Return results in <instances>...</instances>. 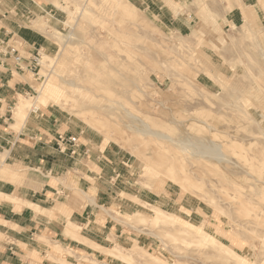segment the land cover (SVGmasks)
Here are the masks:
<instances>
[{
    "label": "rangeland",
    "instance_id": "rangeland-1",
    "mask_svg": "<svg viewBox=\"0 0 264 264\" xmlns=\"http://www.w3.org/2000/svg\"><path fill=\"white\" fill-rule=\"evenodd\" d=\"M1 25L24 55H42L23 75L14 127L56 122L89 151L50 174L59 193L46 214L63 238L43 259L264 264V0H1ZM110 71L124 84L101 93L91 79ZM95 97L105 109L85 110ZM181 136L219 142L227 156L188 153L172 141Z\"/></svg>",
    "mask_w": 264,
    "mask_h": 264
},
{
    "label": "crops",
    "instance_id": "crops-1",
    "mask_svg": "<svg viewBox=\"0 0 264 264\" xmlns=\"http://www.w3.org/2000/svg\"><path fill=\"white\" fill-rule=\"evenodd\" d=\"M10 34L11 29L1 25L0 0V38ZM10 68L0 64V264H60L42 258L63 238L59 221L49 219L44 212L49 211L46 203L59 193L50 174L64 175L81 159L74 157L72 161L74 154L58 147V135H69V130H61L56 122L39 125L32 133L14 127L17 94L28 84L23 80L27 72H16L15 68L10 72ZM83 148L80 143L77 153ZM59 186L62 192L66 190Z\"/></svg>",
    "mask_w": 264,
    "mask_h": 264
},
{
    "label": "bare ground",
    "instance_id": "bare-ground-1",
    "mask_svg": "<svg viewBox=\"0 0 264 264\" xmlns=\"http://www.w3.org/2000/svg\"><path fill=\"white\" fill-rule=\"evenodd\" d=\"M240 3V2H239ZM125 9H126V7H125ZM131 10V9H130ZM123 11V10H122ZM128 12V11H127ZM242 13V12H241ZM244 13V12H243ZM249 13V12H248ZM126 14V13H125ZM248 15V14H247ZM249 15H250V13H249ZM248 15V18L250 17ZM137 16H138V14H137ZM138 18V17H137ZM122 19V18H121ZM247 20V19H246ZM249 21V20H248ZM199 23V22H198ZM250 23V22H249ZM204 25V24H203ZM252 25V24H251ZM198 26H199V24H198ZM211 32V31H210ZM215 34V33H214ZM220 35V34H219ZM216 37V39L218 38V36H215ZM210 39H212V37H209ZM222 38V37H221ZM221 40V39H220ZM214 43H215V41H214ZM221 45V44H220ZM218 47V46H217ZM223 48V47H222ZM221 49V48H220ZM193 52V51H192ZM106 61V60H105ZM104 62V61H103ZM235 63V62H234ZM109 68V67H108ZM110 70V69H109ZM212 70V69H211ZM216 71V70H215ZM217 72V71H216ZM106 73H107V71H106ZM218 73H219V71H218ZM244 74V73H243ZM212 75H214L213 73H212ZM218 75V74H217ZM245 75V74H244ZM215 76V75H214ZM213 76V77H214ZM243 76V75H242ZM90 79H91V77H90ZM229 79V78H228ZM223 80V79H222ZM224 81V80H223ZM93 82H95V88L98 90V91H101V93L103 92V90H105L108 86H110V87H112L113 89H116V87L117 86H120V88H121V86L124 84L123 83V81L119 78V76L116 74V72H112L111 73V71L109 72V74H106L104 77L102 76V77H100V76H98L96 79H91V83H93ZM232 82V81H231ZM224 83V82H223ZM74 85H75V83H73ZM108 85V86H107ZM105 86H107V87H105ZM229 86H231V85H229ZM240 86H242V85H240ZM243 86H244V84H243ZM233 88V87H232ZM231 88V89H232ZM235 88V87H234ZM247 90V89H246ZM107 92V91H106ZM236 92V91H235ZM240 92H241V90H240ZM237 93V92H236ZM88 95V94H87ZM104 95V97H106V95L105 94H103ZM88 97V96H87ZM103 96H100V99L102 98ZM103 97V98H104ZM237 97V96H236ZM244 98H246V97H244ZM99 98H97L96 99V97H95V100H94V102H90V106L88 107V108H86L85 110H90V109H92V110H97V109H100V108H104L105 109V107H103L102 105H100L99 104V100H100ZM104 100V99H103ZM241 100V99H240ZM247 100V99H246ZM93 101V100H92ZM243 101V100H242ZM249 101V100H248ZM247 102V101H246ZM249 103V102H248ZM249 105V104H248ZM228 106V105H227ZM251 108H252V106H250ZM110 108V107H109ZM254 109V108H253ZM101 110V109H100ZM118 112V111H117ZM110 113L111 114H115L116 112H115V110H113V109H111L110 110ZM118 114V113H117ZM119 114H121V113H119ZM18 116L21 118H24L23 116V114H18ZM18 117V118H19ZM122 117H125V118H130L129 119V123H131V124H135L136 125V127H135V129H136V131H138V132H140V133H143V135L145 134V133H149V134H152V135H154V136H156V138L157 139H159V140H171L172 138L169 136V135H167V134H165L163 131H158V130H152L151 128H150V125L147 123V122H145L144 120H142L141 118H137L136 116H134V115H130V114H122ZM121 117V118H122ZM19 118V120H17V124L19 125V123L21 122V119ZM133 119L135 120H138V123H139V125H137L136 123H134V121H133ZM100 122H101V124L103 125V126H105V127H107V128H109V125L106 123V122H104V121H102V120H99ZM87 125V124H86ZM210 128V127H209ZM105 137V136H104ZM107 137H109L108 135H106V137L105 138H107ZM109 139V138H108ZM110 141V140H109ZM173 142H174V144H176L178 147H180V149H182V150H185V151H190L193 155L194 154H196V155H201V156H205V155H207V156H212V157H215L214 159H216V157L217 158H219V160L220 159H225V157L227 156V154L225 153V150L227 149V146H224L223 144H221V143H219V142H215V141H212V140H209L208 138H205V137H203V136H181V137H179V138H177V139H173L172 140ZM169 150V149H168ZM189 153V152H188ZM191 154V155H192ZM160 156H161V158H162V160H163V162H164V160L166 161L165 162V166H171V168H173L172 166H173V164H171L170 162H173L166 154H165V152L163 151V152H161L160 153ZM218 160V159H217ZM147 166V165H146ZM181 166H183V165H181ZM148 168H149V166H148ZM150 169V168H149ZM182 169V168H181ZM183 169H184V167H183ZM185 170V169H184ZM185 175V174H184ZM185 178L187 179V178H189V177H187V175H185ZM185 179V180H186ZM187 181H188V179H187ZM1 194V193H0ZM1 196V195H0ZM7 196V195H6ZM4 197V196H3ZM8 197V196H7ZM16 197V196H15ZM0 198H2V196L0 197ZM5 198V197H4ZM16 199V198H15ZM15 199H13V200H15ZM11 201V202H14V201ZM15 202H17V201H15ZM18 203V202H17ZM35 209H37V207L35 208ZM44 209V208H43ZM106 209V208H105ZM160 209V208H159ZM159 209H157V212L159 211ZM41 210V209H40ZM162 210V209H161ZM43 211V210H42ZM46 212V211H45ZM160 212V211H159ZM158 212V213H159ZM157 215V214H156ZM46 217H47V215H46ZM49 217V216H48ZM58 217V216H57ZM158 218V219H157ZM161 217H159L158 215L156 216V219L157 220H159ZM50 219V218H49ZM113 219V218H112ZM114 219H116V218H114ZM89 222V221H88ZM134 226V225H133ZM198 232H200V233H202L203 235H205V232L206 231H203V230H199V231H197L196 230V233H198ZM159 235V234H158ZM214 240V239H213ZM221 242V241H220ZM222 243V242H221ZM120 252V251H119ZM244 259V258H243ZM249 261V260H248ZM68 264H71V263H68Z\"/></svg>",
    "mask_w": 264,
    "mask_h": 264
},
{
    "label": "built area",
    "instance_id": "built-area-1",
    "mask_svg": "<svg viewBox=\"0 0 264 264\" xmlns=\"http://www.w3.org/2000/svg\"><path fill=\"white\" fill-rule=\"evenodd\" d=\"M10 41L11 39L6 40L0 38V64L9 66V63L12 62L16 72L35 73L42 63L40 51L36 50L29 56H26L22 52L21 44L16 43V41L10 43ZM80 143V138L77 135H66L62 133L58 135L57 144L62 151H69L71 154H76Z\"/></svg>",
    "mask_w": 264,
    "mask_h": 264
}]
</instances>
